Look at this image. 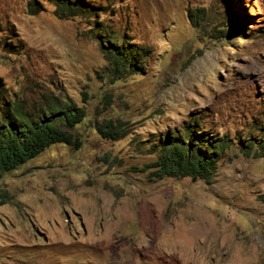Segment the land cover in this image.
Wrapping results in <instances>:
<instances>
[{
	"label": "rangeland",
	"instance_id": "obj_1",
	"mask_svg": "<svg viewBox=\"0 0 264 264\" xmlns=\"http://www.w3.org/2000/svg\"><path fill=\"white\" fill-rule=\"evenodd\" d=\"M58 1L0 0V88L86 111L77 146L0 177V264H264V156L243 148L264 139V0H84L94 19ZM93 20L142 71L109 75ZM194 125L232 143L210 180L152 175L159 139Z\"/></svg>",
	"mask_w": 264,
	"mask_h": 264
},
{
	"label": "trees",
	"instance_id": "obj_2",
	"mask_svg": "<svg viewBox=\"0 0 264 264\" xmlns=\"http://www.w3.org/2000/svg\"><path fill=\"white\" fill-rule=\"evenodd\" d=\"M58 18L85 16L95 18L96 7L84 0H61L56 3ZM198 24L202 17L194 16ZM227 36L240 31L233 13L228 17ZM96 38L100 39L102 53L108 63L107 72L120 79L143 70L142 62L146 51L134 43L115 36L94 21ZM86 118V111L71 100L47 97L33 106L15 95H7L0 88V177L17 169L37 157L53 144L77 146L79 138L74 133L77 125ZM95 129L105 138L117 140L124 136L121 120H104L95 123ZM186 136L173 133L159 139L156 144L157 160L150 165L152 175L163 177H194L209 181L222 154L231 148L229 139L214 140L206 132H197L195 125L184 127ZM247 154L261 152L264 156V139L251 140L243 146Z\"/></svg>",
	"mask_w": 264,
	"mask_h": 264
}]
</instances>
